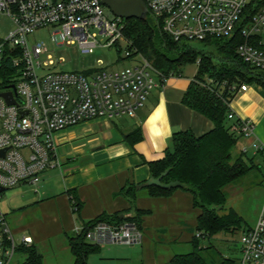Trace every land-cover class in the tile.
I'll return each mask as SVG.
<instances>
[{
	"label": "built area",
	"instance_id": "built-area-1",
	"mask_svg": "<svg viewBox=\"0 0 264 264\" xmlns=\"http://www.w3.org/2000/svg\"><path fill=\"white\" fill-rule=\"evenodd\" d=\"M145 1L149 14L161 20L168 35L176 41L192 42L232 36L245 20L251 2ZM257 1L242 27L245 41L238 53L246 63L264 70V0ZM105 7L102 0H0V13L14 22L9 35L0 38V187L9 189L21 183L37 186L47 169L60 165L56 140L60 131L97 118L134 116L152 89L169 78L149 59L136 55L138 49L126 35L125 19L109 16ZM46 27H54L53 41L59 45L78 44L84 53H93L100 45H116L136 62L115 72L100 68L97 75L92 70H52L60 61L48 53L47 44L29 41L33 33ZM7 59L16 71L8 72ZM207 84L216 86L210 78ZM249 87L247 83L232 84L229 89L236 96ZM5 92L13 93L15 103L8 102L2 95ZM228 118L236 121L233 130L237 133L255 135L251 119L237 118L232 110ZM254 148L263 150L259 145ZM87 238L98 244H136L142 234L134 222H101L88 231ZM239 241V264H264V207ZM31 242L27 236L16 239L0 206V264H15L19 246Z\"/></svg>",
	"mask_w": 264,
	"mask_h": 264
},
{
	"label": "crops",
	"instance_id": "crops-1",
	"mask_svg": "<svg viewBox=\"0 0 264 264\" xmlns=\"http://www.w3.org/2000/svg\"><path fill=\"white\" fill-rule=\"evenodd\" d=\"M191 80L182 76L169 77L152 89L134 116L97 118L60 131L56 136L60 165L42 174L41 186L25 199L24 205L12 208L9 214L4 212L16 239L21 241L25 236L31 237L29 245L39 249L45 264H74L68 234L79 233L104 214L111 217L119 214L124 222H128L130 220L126 218L133 217L140 209L147 211L141 214L138 226L142 234L138 248L141 264H169L178 253V246L191 248L190 241L195 235L199 236L196 230L199 210L194 207L191 192L178 189L168 196L154 197L149 191L136 188L134 201L123 193L124 188L151 179L149 162L163 158L167 149L173 150L174 133L190 129L198 135V131L207 132L213 128L210 119L183 101ZM229 107L237 118L251 119L255 123V135L241 136L235 148L237 154L246 148L244 153L251 152L248 157L256 164L255 157L264 158V87L250 84L247 91L234 96ZM228 125L233 129L235 120H229ZM137 129L142 137L131 144L125 135ZM255 145L263 150H255ZM234 184L237 183L226 187L235 188ZM252 191L260 195V202L254 214L248 216L249 222L241 198L236 196L230 201V208L246 222L245 226H240V231L252 227L264 207V174L255 180ZM2 195L3 192L0 197ZM74 196L80 203L79 211L73 204ZM20 233L22 238L18 239ZM226 236L227 233L210 239L199 237L204 245L213 241L216 246L230 244L231 239ZM107 244L116 243L100 244L101 248ZM224 252L239 264L240 243L236 257L230 246H226ZM17 254L26 259L23 250L18 248ZM16 255L14 263H21L16 262ZM116 259L128 260L130 257Z\"/></svg>",
	"mask_w": 264,
	"mask_h": 264
},
{
	"label": "trees",
	"instance_id": "trees-1",
	"mask_svg": "<svg viewBox=\"0 0 264 264\" xmlns=\"http://www.w3.org/2000/svg\"><path fill=\"white\" fill-rule=\"evenodd\" d=\"M258 3L251 0L245 20L232 36L209 37L198 42L174 40L164 31L161 20L151 14L146 20L124 18L126 35L164 76H182L183 66L197 64V72L190 81L183 101L210 119L214 126L198 135L190 129L174 133L173 150L167 149L163 158L149 162L151 177L157 182L147 188L154 197L168 196L178 189L191 192L194 207L199 210L196 230L199 236L209 239L220 232L234 233L239 230L243 217L234 208L224 214H220L218 208H223L227 202L225 187L258 167L247 153L234 154L233 150L242 135L228 125L229 105L235 96L229 87L244 83L264 87V70L246 63L238 53V47L245 41L242 27ZM6 68L8 72L16 71L10 59L6 60ZM208 78L215 81V87L207 84ZM125 137L134 144L142 134L137 129ZM136 192L135 185L123 189V193L133 201ZM73 204L79 211L80 203L75 196ZM145 212L137 209L133 217L126 219L138 227L140 216ZM124 220L119 214L113 217L104 214L79 233L68 234L74 264H88L89 254L101 249L100 244L87 238L89 230L101 222L119 224ZM199 236L195 235L190 241L189 251L175 254L169 264H237L236 259L225 256L212 242L204 245ZM19 250H23L26 259L17 264H45L36 246L21 245Z\"/></svg>",
	"mask_w": 264,
	"mask_h": 264
},
{
	"label": "rangeland",
	"instance_id": "rangeland-1",
	"mask_svg": "<svg viewBox=\"0 0 264 264\" xmlns=\"http://www.w3.org/2000/svg\"><path fill=\"white\" fill-rule=\"evenodd\" d=\"M105 11L109 16H113V12L109 9V7H105ZM14 28V22L7 14L0 13V38H6L10 31ZM53 31L54 27H46L37 30L29 37V41L32 43L33 41H44L48 46V53H51L56 61H60L55 66H52V70L58 71H75V72H85L90 73L93 71V75H97L100 68H106L108 71H118L125 67L131 66L136 62V59H131L126 57L125 49L120 50L118 46L108 47L100 45L95 48L93 53H84L78 44H64L59 45L53 41ZM213 50V49H212ZM136 55L143 56L148 59V57L138 50ZM46 58V56H45ZM153 64V63H152ZM155 67V66H154ZM156 68V67H155ZM197 72V64H187L182 67V77L184 79H192ZM156 80L160 78L155 76ZM198 134H202L206 131H198ZM234 154H237L236 148L233 150ZM251 156V152L247 154ZM256 165L252 171H250L247 175L242 177L239 181L235 182L237 184L235 188L226 187L227 194V202L225 206L222 208H218V212L220 214L227 213L230 209V201L234 198L240 197L241 202L243 203L244 210L246 212L247 221H250V217L248 216L254 214V211L259 207L260 195L255 192H250L251 187L254 186L255 180L258 178H262L264 174V158L261 156L255 157ZM258 162L261 164L259 165ZM41 185L38 184L34 186L32 184H26L21 186H16L9 188L3 195L0 197V206L3 212H9L12 208L16 206L24 205L25 199L35 193ZM143 191H148L147 187L143 188ZM257 221V220H256ZM256 223V222H255ZM246 222H242V226H245ZM242 230H237L234 233L232 232H220L215 234L214 236H224L225 233L228 234V238L231 239L230 244H222L220 243L216 247L217 250L221 251L223 254L225 253V247L230 246L233 249V256L238 255V245L239 240L242 235ZM22 233L18 234V239H21ZM212 241V240H211ZM211 243V242H210ZM212 243H214L212 241ZM211 243V244H212ZM107 247L101 248L99 251H93L88 256V264H141L139 258V243L131 244L130 246H134L136 248H130L128 245H122L120 243H116L115 245L107 244L104 245ZM190 250V247L185 245H181L177 247L178 253L187 252ZM117 257H130L128 260H117ZM24 256L17 254L16 262H22L24 260ZM217 261H220V258H217Z\"/></svg>",
	"mask_w": 264,
	"mask_h": 264
},
{
	"label": "water",
	"instance_id": "water-1",
	"mask_svg": "<svg viewBox=\"0 0 264 264\" xmlns=\"http://www.w3.org/2000/svg\"><path fill=\"white\" fill-rule=\"evenodd\" d=\"M103 4L109 7L114 15L120 16L123 18H138L146 20L149 14V8L145 0H102ZM5 96L9 103H15L12 92L2 93ZM157 180H154L152 177L150 180L136 185L137 189H142L150 186L153 183H156ZM8 190V188L0 187V193Z\"/></svg>",
	"mask_w": 264,
	"mask_h": 264
}]
</instances>
